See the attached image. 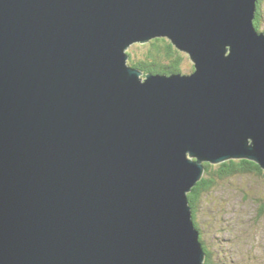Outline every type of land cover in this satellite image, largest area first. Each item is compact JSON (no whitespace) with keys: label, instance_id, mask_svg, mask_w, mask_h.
<instances>
[{"label":"water","instance_id":"95a60500","mask_svg":"<svg viewBox=\"0 0 264 264\" xmlns=\"http://www.w3.org/2000/svg\"><path fill=\"white\" fill-rule=\"evenodd\" d=\"M258 0H0V264H206L204 162L264 169ZM167 37L159 74L128 48Z\"/></svg>","mask_w":264,"mask_h":264},{"label":"rangeland","instance_id":"374dc122","mask_svg":"<svg viewBox=\"0 0 264 264\" xmlns=\"http://www.w3.org/2000/svg\"><path fill=\"white\" fill-rule=\"evenodd\" d=\"M260 11L264 30V0ZM183 66L185 73L194 70L189 55ZM196 221L213 264H264V175L215 185L204 194Z\"/></svg>","mask_w":264,"mask_h":264},{"label":"trees","instance_id":"16d2710c","mask_svg":"<svg viewBox=\"0 0 264 264\" xmlns=\"http://www.w3.org/2000/svg\"><path fill=\"white\" fill-rule=\"evenodd\" d=\"M261 1L262 0H259L258 3L254 24L259 32H264L261 26ZM130 47L131 48L128 49V63L142 70L144 76L149 72L159 74L185 73L183 65L188 55L184 51L179 50L167 37H156L146 43L132 44ZM204 164L206 166L205 173L192 190L188 192V199L193 212V220L199 230V224L196 221V211L198 210V206L204 194L208 193L209 190L218 183L228 182L237 176L264 175V169L257 162L247 158H233L218 164L204 162ZM201 234L200 239L203 242ZM204 250L206 253L205 263L213 264L210 253L212 251L205 245Z\"/></svg>","mask_w":264,"mask_h":264},{"label":"bare ground","instance_id":"6f19581e","mask_svg":"<svg viewBox=\"0 0 264 264\" xmlns=\"http://www.w3.org/2000/svg\"><path fill=\"white\" fill-rule=\"evenodd\" d=\"M158 39H159V38H158ZM157 42H158V41H157ZM149 63H150V62H149ZM151 68H152V67H151ZM171 69H172V68H171ZM163 72H164V71H163ZM204 165H205V164H204ZM204 173H205V171H204ZM204 173H203V174H204ZM203 247H204V244H203ZM204 262H205V259H204Z\"/></svg>","mask_w":264,"mask_h":264},{"label":"flooded vegetation","instance_id":"af4514ba","mask_svg":"<svg viewBox=\"0 0 264 264\" xmlns=\"http://www.w3.org/2000/svg\"><path fill=\"white\" fill-rule=\"evenodd\" d=\"M258 3H259V0H258Z\"/></svg>","mask_w":264,"mask_h":264}]
</instances>
